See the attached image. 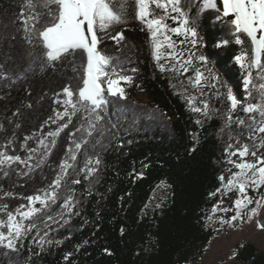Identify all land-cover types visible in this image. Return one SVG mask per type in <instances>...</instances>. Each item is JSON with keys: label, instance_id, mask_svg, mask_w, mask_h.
<instances>
[{"label": "trees", "instance_id": "trees-1", "mask_svg": "<svg viewBox=\"0 0 264 264\" xmlns=\"http://www.w3.org/2000/svg\"><path fill=\"white\" fill-rule=\"evenodd\" d=\"M182 2L191 4L193 18L199 13L196 27L204 47L197 54L206 55L208 68L243 99L245 73L233 59L241 46L232 41L217 47L231 37L225 24L216 19L215 10L199 12L202 0L199 5L197 0ZM129 3L127 22L111 30L112 34L123 32L124 39L117 44L105 37L99 48L133 82L128 84L125 99L107 97L109 103L100 112L103 118L99 122L93 119L95 129L88 136L83 109L71 116V122L56 119L67 108L62 89L76 88L85 57L77 52L41 69L33 63L39 54L36 36L24 31L20 16L25 0H0V71L10 77L0 79V152L21 158L3 166L7 176L0 171V205L7 204L14 213L20 205L26 206L22 211L40 209L31 220L17 216L30 230L13 240L14 249L4 246L7 241L0 243V264H193L215 235L206 225L213 207L232 208L224 212L225 219L234 215L236 192L210 193L221 188L219 176L227 177L232 168L224 152L226 143H234L229 141V133L241 143L251 144L248 130L224 127L228 105L223 95L217 99V89L205 86L201 95V89L189 83L188 74L168 71L170 62L153 58L150 33L133 18L131 0ZM158 63L166 70L161 71ZM30 65L31 70L25 71ZM217 88L226 92L219 84ZM139 93L149 101L135 100ZM191 96L196 97L195 106L202 108L200 101L209 103L211 119L190 110L186 97ZM68 111L71 113L70 108ZM237 115L247 120L239 110ZM198 119L201 124L196 123ZM66 122L68 127L59 135H49ZM81 125L84 128L77 132ZM241 131L242 137L238 136ZM72 140H87L76 161L67 153L69 147L76 151ZM86 158L93 160L88 167L96 169L87 179ZM97 158L99 165L94 163ZM65 161L73 167L57 189V200L46 208L39 203L30 205L25 198L50 191L48 186L61 175ZM72 179L80 183L73 184ZM248 194L253 197L250 189ZM0 220H6L3 212ZM0 231L7 235L6 229ZM235 258L264 264V252L250 241L236 246Z\"/></svg>", "mask_w": 264, "mask_h": 264}, {"label": "snow or ice", "instance_id": "snow-or-ice-1", "mask_svg": "<svg viewBox=\"0 0 264 264\" xmlns=\"http://www.w3.org/2000/svg\"><path fill=\"white\" fill-rule=\"evenodd\" d=\"M197 3L199 5V0ZM129 7V0H25V11L20 13L24 31L29 35L34 33L36 36V47L39 49V54L34 56L33 63L41 69L54 66L57 61L67 59L68 56H73L77 52L85 57V62L82 63L83 72L76 88L64 87L62 89L66 97L64 104L67 108L62 113H57L56 119L65 120L67 118L68 122H71V116L83 109L87 113L84 119L89 127L84 131L88 136H91L92 130L95 129L93 119L99 122L103 118L100 112L109 103L107 97L125 99V88L121 86V82L124 84L133 82V78L123 74V70L118 69L112 63V58L105 55L99 48L105 37L116 41L117 44L124 39L123 32L118 31L112 34L111 30L127 22ZM190 7V3H183L182 0H131L133 18L144 25L150 33L153 58L157 62L162 58L170 61L168 71L176 72L181 76L188 74L189 83L192 87L201 89V95L204 94L202 89L205 86L217 89V99L223 95L228 105L223 113L224 127L231 129L232 125H236L247 128V139L251 141V144L241 143L239 138L229 133L228 139L234 143H226L224 148L226 163L238 171L229 168L227 177L220 175L219 180L223 185V191L217 188L210 195L215 196L217 192L227 195L233 190L238 193L233 201L235 214L230 217L229 221L221 219V223L242 218L244 210L255 203L257 207L248 209L249 218H251L264 209V193L256 200L248 194L249 188L259 191L264 186V151H261L264 150V135L258 136V134H264V0H202V5L199 6V12L215 10L216 19L225 24L228 36L231 37V40L223 39L216 45L217 47L227 45L232 41L241 46L240 54L235 55L233 59L245 73L243 76L245 97L243 99H238L233 94L232 88L222 83L220 77L207 68L209 58L206 55L202 52L197 54L199 49L204 47V43L196 27L199 13L196 18H193L189 12ZM169 21L176 26H171ZM141 30L143 31L144 28ZM29 43H32L31 39ZM178 45L187 48V56H184V53L178 49ZM189 45L190 48H188ZM194 61L200 66L197 67ZM158 67L161 71L166 70L162 63H158ZM2 68L3 66L0 65V69ZM201 68H204V71H201ZM30 70L31 65L25 69V71ZM253 70H255V75ZM205 71L208 72V76H205ZM0 79L8 80L10 77L5 71H0ZM218 84L226 88L225 93L219 92ZM74 96L75 99H73ZM186 100L192 112L200 113L211 119L213 109L207 101H200L203 104L201 108L195 106V96L186 97ZM68 108L71 109V113ZM237 110L246 114L247 120L238 115L234 116ZM215 111L219 112V109ZM257 115L259 120H257ZM68 122L61 124L56 132L49 135L53 137L59 135L60 131L68 127ZM196 123L201 124L202 121L198 119ZM82 128H84L83 125L76 131L79 132ZM221 131L223 132L224 129ZM238 136H244V132L241 131ZM11 143L12 141L9 140L8 144ZM41 143L43 144V141ZM71 143L76 151L69 147L68 157L76 161L77 152L84 144H87V140L83 143L72 140ZM52 144H55V140ZM233 157L238 159H233ZM247 157L252 159H245ZM20 159L19 156L0 152V171H3L4 165L10 166ZM92 163L91 158H86L85 179L96 171L95 168L88 167ZM94 163L99 165L101 161L97 158ZM72 167V164L65 161L61 165V175L49 184L50 191L43 190V195L27 196L25 199L30 205L39 203L45 208L49 206V202L54 203L58 198L57 189L61 187L63 178L69 175L68 170ZM3 175L7 176L8 172L3 171ZM71 183L79 184L80 180L72 179ZM4 195L12 194L4 193ZM70 200L71 197L67 198L66 207ZM24 207L26 206L20 205L14 213L8 210L7 204L0 205V212L6 215V220H0V228L7 230V235L0 231V243L7 241L4 246L9 249L15 248L14 239L30 230L17 220V216L22 220H31L40 211L36 207L22 211ZM218 210L228 212L233 209L220 208L219 205H215L212 209L213 213ZM260 227L264 228V224ZM65 259L67 260L68 257L65 256Z\"/></svg>", "mask_w": 264, "mask_h": 264}, {"label": "rangeland", "instance_id": "rangeland-1", "mask_svg": "<svg viewBox=\"0 0 264 264\" xmlns=\"http://www.w3.org/2000/svg\"><path fill=\"white\" fill-rule=\"evenodd\" d=\"M168 23L171 26H176L172 21ZM174 39L176 38L174 37ZM188 48H190V45ZM178 49L184 53V56L188 55V50L184 46L178 45ZM161 51H165V49H161ZM192 51H196V49H192ZM160 61L164 63L170 62L164 58ZM194 64L197 67L200 66L198 62L194 61ZM201 71H204V68H201ZM205 76H208L207 71H205ZM121 86L125 88V94L127 95L128 84L121 82ZM135 100L147 102L149 98L145 94L139 93L135 96ZM249 189L253 193L252 198L254 200L259 199L260 195L264 193V186H262L259 191H253L251 188ZM221 190L223 191V185L221 186ZM233 192L236 191L233 190ZM252 207H257V205L253 203L248 206V209ZM248 209L244 210L242 218L228 223H221V219L224 221L230 220V218H224V211L218 210L215 213L212 211L206 220V225L215 231V235L205 248L201 258L193 264H247L235 258L236 246L247 241L254 243L259 250L264 252V228L260 227L261 224H264V209H261L257 215L251 218H249ZM209 217H211V219H209Z\"/></svg>", "mask_w": 264, "mask_h": 264}]
</instances>
